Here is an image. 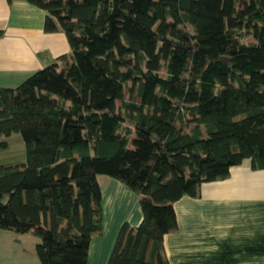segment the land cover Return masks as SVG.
Instances as JSON below:
<instances>
[{"label": "trees", "instance_id": "trees-1", "mask_svg": "<svg viewBox=\"0 0 264 264\" xmlns=\"http://www.w3.org/2000/svg\"><path fill=\"white\" fill-rule=\"evenodd\" d=\"M26 1L70 52L0 88V153L12 133L26 152L0 165V230L35 235L40 264H87L102 174L142 213L107 264H172L174 202L264 169V0Z\"/></svg>", "mask_w": 264, "mask_h": 264}, {"label": "crops", "instance_id": "crops-1", "mask_svg": "<svg viewBox=\"0 0 264 264\" xmlns=\"http://www.w3.org/2000/svg\"><path fill=\"white\" fill-rule=\"evenodd\" d=\"M44 17V10L26 0H0V88L15 87L53 58L69 54L64 33L43 30ZM101 181L102 229L91 239L87 264H107L120 227L142 219L137 194L109 176ZM173 206L177 229L163 240L172 264H264V169L251 168L250 159ZM37 241L31 232L1 229L0 264H40Z\"/></svg>", "mask_w": 264, "mask_h": 264}, {"label": "rangeland", "instance_id": "rangeland-1", "mask_svg": "<svg viewBox=\"0 0 264 264\" xmlns=\"http://www.w3.org/2000/svg\"><path fill=\"white\" fill-rule=\"evenodd\" d=\"M246 40H250L249 37ZM18 85V84H17ZM8 143V148L0 153V165L6 163L24 161L26 157L24 143L18 133H12L10 136L5 138ZM107 176L98 175V181L102 180ZM101 181V182H102Z\"/></svg>", "mask_w": 264, "mask_h": 264}]
</instances>
